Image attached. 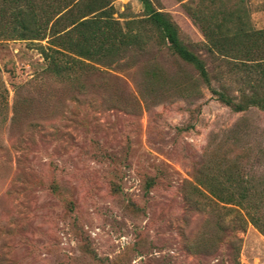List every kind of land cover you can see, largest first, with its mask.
Masks as SVG:
<instances>
[{"label": "rangeland", "instance_id": "1", "mask_svg": "<svg viewBox=\"0 0 264 264\" xmlns=\"http://www.w3.org/2000/svg\"><path fill=\"white\" fill-rule=\"evenodd\" d=\"M150 1L207 82L137 23L142 49L80 86L43 72L29 41L0 38V264H264V237L242 211L184 195L199 167L219 183L233 165L264 213V112H233L210 92L238 102L263 95L264 78L206 50L188 0ZM240 1L264 29V0ZM111 5L120 23L143 17L139 0ZM1 9L9 16L10 0Z\"/></svg>", "mask_w": 264, "mask_h": 264}, {"label": "trees", "instance_id": "2", "mask_svg": "<svg viewBox=\"0 0 264 264\" xmlns=\"http://www.w3.org/2000/svg\"><path fill=\"white\" fill-rule=\"evenodd\" d=\"M112 1L10 0L9 16L5 9L0 10V38L29 41L41 57L43 72L80 86V80L97 66L108 67L126 52L142 49L143 34L129 28L130 24L137 23L142 29L153 31L173 56L192 66L198 77L207 82L202 62L180 43L177 28L166 13L155 9L150 0H139L143 17L136 22L120 23L112 16ZM182 7L200 31L209 53L253 70L259 78H264V29H254L250 25L240 0L232 3L230 0H188ZM157 74V68L150 72L152 77ZM210 92L233 112H243L249 107L264 112V94L250 92L234 102L214 89ZM234 171L233 165L222 170V181L218 183V171L215 174L211 166L205 164L196 169L184 195L204 196L205 191L217 202L236 207L264 237V213L260 211L263 202L251 197V187L238 172L234 175ZM153 184L152 179H146L145 192Z\"/></svg>", "mask_w": 264, "mask_h": 264}]
</instances>
